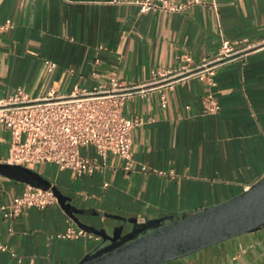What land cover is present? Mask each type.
Returning a JSON list of instances; mask_svg holds the SVG:
<instances>
[{"label": "crops", "instance_id": "crops-1", "mask_svg": "<svg viewBox=\"0 0 264 264\" xmlns=\"http://www.w3.org/2000/svg\"><path fill=\"white\" fill-rule=\"evenodd\" d=\"M138 0H0V95L23 89L29 98L50 89L59 95L91 89L115 74L134 84L159 69L212 57L221 39L246 38L259 46L218 66L215 85L189 78L171 89L159 84L125 100L122 112L147 121L131 130V171L108 154L103 171L75 176L52 163L27 167L70 197L78 208L136 217H180L241 193L264 175V0H208L177 12L147 9ZM182 1V0H174ZM98 59V62L95 60ZM52 64V66H50ZM211 92L219 110L206 113ZM10 133L0 124V161ZM83 155L95 157L92 146ZM107 183V185H104ZM26 182L0 174V203L20 195ZM97 227L119 222L80 215ZM78 227L61 205L27 207L0 219V264H75L99 246L97 235L61 238ZM264 227L243 233L166 264H263Z\"/></svg>", "mask_w": 264, "mask_h": 264}, {"label": "built area", "instance_id": "built-area-1", "mask_svg": "<svg viewBox=\"0 0 264 264\" xmlns=\"http://www.w3.org/2000/svg\"><path fill=\"white\" fill-rule=\"evenodd\" d=\"M202 2L138 0L137 4L141 11L158 9L177 12ZM208 4L217 11L219 0H208ZM11 28L9 19L0 22V34ZM258 46L259 43H249L246 38L235 42L223 38L212 57L193 62L191 55L185 54L178 67L159 69L143 84L125 82L112 74L91 89L75 86L66 95H59L50 89L42 97L29 98L21 88L8 95H0V124L10 133L8 157L0 162L26 167L52 163L59 169H70L79 177L103 171L107 155L113 154L122 160L124 171H131L134 167L130 150L131 130L147 119L124 115L122 107L126 99L135 94L143 95L153 89L151 85L159 84L155 88H161L160 100L164 107L167 100L162 89H171L189 78H196L213 87L219 65ZM202 104L206 113H215L220 108L210 91L203 97ZM87 146L94 148L95 157L81 153V147ZM53 203H57V198L52 189L26 184L20 195L0 203V219L14 218L27 207L43 208ZM84 234L93 235L80 227L69 226L58 237L71 238ZM7 249L6 245L0 243V250Z\"/></svg>", "mask_w": 264, "mask_h": 264}, {"label": "water", "instance_id": "water-1", "mask_svg": "<svg viewBox=\"0 0 264 264\" xmlns=\"http://www.w3.org/2000/svg\"><path fill=\"white\" fill-rule=\"evenodd\" d=\"M0 174L52 189L72 221L101 239L98 247L75 264H166L264 227V175L241 193L216 205L180 217L138 221L136 217L78 208L59 188L26 166L0 162ZM80 215H102L119 223L108 230L83 222Z\"/></svg>", "mask_w": 264, "mask_h": 264}]
</instances>
